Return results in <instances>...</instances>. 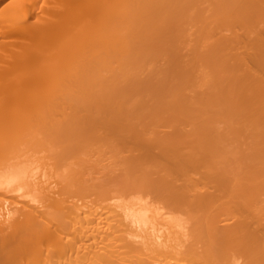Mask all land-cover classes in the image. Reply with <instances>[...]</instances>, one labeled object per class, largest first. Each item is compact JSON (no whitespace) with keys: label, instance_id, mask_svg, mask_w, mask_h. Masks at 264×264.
Here are the masks:
<instances>
[{"label":"bare ground","instance_id":"bare-ground-1","mask_svg":"<svg viewBox=\"0 0 264 264\" xmlns=\"http://www.w3.org/2000/svg\"><path fill=\"white\" fill-rule=\"evenodd\" d=\"M0 264H264V0H0Z\"/></svg>","mask_w":264,"mask_h":264}]
</instances>
